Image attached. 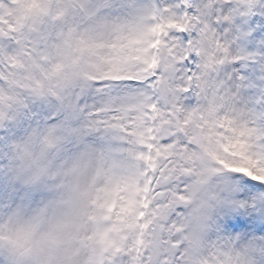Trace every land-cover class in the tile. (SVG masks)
Returning a JSON list of instances; mask_svg holds the SVG:
<instances>
[{"label":"snow or ice","instance_id":"1","mask_svg":"<svg viewBox=\"0 0 264 264\" xmlns=\"http://www.w3.org/2000/svg\"><path fill=\"white\" fill-rule=\"evenodd\" d=\"M0 264H264V0H0Z\"/></svg>","mask_w":264,"mask_h":264},{"label":"bare ground","instance_id":"2","mask_svg":"<svg viewBox=\"0 0 264 264\" xmlns=\"http://www.w3.org/2000/svg\"><path fill=\"white\" fill-rule=\"evenodd\" d=\"M235 145V144H234ZM236 146V148H237V145H235Z\"/></svg>","mask_w":264,"mask_h":264},{"label":"rangeland","instance_id":"3","mask_svg":"<svg viewBox=\"0 0 264 264\" xmlns=\"http://www.w3.org/2000/svg\"><path fill=\"white\" fill-rule=\"evenodd\" d=\"M226 151V150H225Z\"/></svg>","mask_w":264,"mask_h":264}]
</instances>
